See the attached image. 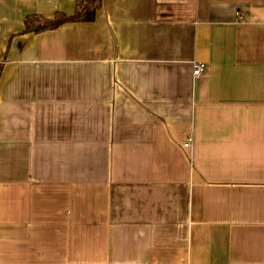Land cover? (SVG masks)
Instances as JSON below:
<instances>
[{
	"label": "crops",
	"instance_id": "obj_1",
	"mask_svg": "<svg viewBox=\"0 0 264 264\" xmlns=\"http://www.w3.org/2000/svg\"><path fill=\"white\" fill-rule=\"evenodd\" d=\"M74 10L0 0V264H264V0Z\"/></svg>",
	"mask_w": 264,
	"mask_h": 264
},
{
	"label": "trees",
	"instance_id": "obj_2",
	"mask_svg": "<svg viewBox=\"0 0 264 264\" xmlns=\"http://www.w3.org/2000/svg\"><path fill=\"white\" fill-rule=\"evenodd\" d=\"M102 2L103 0H75V10L72 14L69 15L65 13H56L51 18L29 15L24 22V31L41 32L54 29L64 23L93 21L97 9L102 6Z\"/></svg>",
	"mask_w": 264,
	"mask_h": 264
},
{
	"label": "built area",
	"instance_id": "obj_3",
	"mask_svg": "<svg viewBox=\"0 0 264 264\" xmlns=\"http://www.w3.org/2000/svg\"><path fill=\"white\" fill-rule=\"evenodd\" d=\"M205 69V63L203 62H194L193 63V74L194 75H199L201 73H203ZM189 145V143H185L184 146L187 147Z\"/></svg>",
	"mask_w": 264,
	"mask_h": 264
}]
</instances>
